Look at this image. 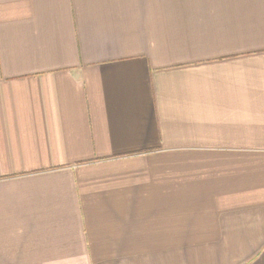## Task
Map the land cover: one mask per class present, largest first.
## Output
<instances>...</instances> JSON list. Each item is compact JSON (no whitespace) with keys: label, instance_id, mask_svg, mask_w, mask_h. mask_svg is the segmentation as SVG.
Segmentation results:
<instances>
[{"label":"crops","instance_id":"crops-1","mask_svg":"<svg viewBox=\"0 0 264 264\" xmlns=\"http://www.w3.org/2000/svg\"><path fill=\"white\" fill-rule=\"evenodd\" d=\"M0 264H264V0H0Z\"/></svg>","mask_w":264,"mask_h":264}]
</instances>
